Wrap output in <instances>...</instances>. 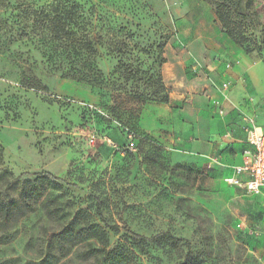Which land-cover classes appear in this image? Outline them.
Listing matches in <instances>:
<instances>
[{
  "label": "rangeland",
  "instance_id": "1",
  "mask_svg": "<svg viewBox=\"0 0 264 264\" xmlns=\"http://www.w3.org/2000/svg\"><path fill=\"white\" fill-rule=\"evenodd\" d=\"M52 1L0 0V197L17 201L0 210V264H127L92 237L100 214L118 225L111 245L158 237L139 264H264L262 200L234 192L222 170H202L174 127L181 110L165 102L167 44L185 0H73L77 35L55 45L68 52V37L87 33L97 52L54 55L68 66L57 71L33 12ZM247 1L227 4L264 65V0ZM74 60L95 61L105 84L63 77ZM23 72L41 88L23 86ZM255 103L264 121V90ZM42 171L65 182L54 188Z\"/></svg>",
  "mask_w": 264,
  "mask_h": 264
},
{
  "label": "crops",
  "instance_id": "2",
  "mask_svg": "<svg viewBox=\"0 0 264 264\" xmlns=\"http://www.w3.org/2000/svg\"><path fill=\"white\" fill-rule=\"evenodd\" d=\"M172 32L164 81L170 90L169 105L181 110L174 127L184 129L181 141L202 170L220 169L225 181L249 148L242 118L253 116L255 96L264 90V65L252 61L223 31L213 6L205 0H185ZM225 82L230 83L228 90L222 87ZM257 125L264 132V121L259 119ZM227 131L231 137H225ZM227 185L234 192L244 191ZM250 197L264 204V188Z\"/></svg>",
  "mask_w": 264,
  "mask_h": 264
},
{
  "label": "trees",
  "instance_id": "3",
  "mask_svg": "<svg viewBox=\"0 0 264 264\" xmlns=\"http://www.w3.org/2000/svg\"><path fill=\"white\" fill-rule=\"evenodd\" d=\"M234 2L233 4L238 6L240 0H218L216 2V7L214 8L217 15V19L222 26V29L231 39L239 46H241L244 51L248 54L249 50H246V43L248 37L244 31L242 24L237 23L231 17V11L227 3ZM253 0H248L247 5H250ZM80 5L73 0H53L50 4L44 5L38 9H34L33 12L37 17V22L40 27L43 28L45 32L44 40L45 44L48 45L46 48V53L48 55L47 66L48 69L52 71L63 70L62 68L66 66L63 61L54 59V55H61L63 53L67 55L80 56L84 53L89 55L95 54L96 48L93 41L90 39L89 35L86 33L84 36L70 39L68 37L65 43V49L68 52H60L58 47L55 45V40L63 35H77L76 27L80 25L78 19V11ZM53 52V53H52ZM58 55V56H59ZM70 63L69 71L63 72V77L76 78L81 81H86L91 83L93 86H103L106 82L103 72L99 69L95 61L89 63L80 64L76 60ZM68 67V66H66ZM21 82L23 86L28 88H41V81L35 76L28 75L23 72ZM169 101V97H165V102ZM129 133L135 135V138L140 136L141 140H151V137L146 134L139 135L133 129L126 127ZM1 155V147H0ZM44 178V180L54 188L62 186L65 182L50 172L42 171L39 172ZM17 205V201L11 195L0 197V210L3 214L8 215L10 209ZM103 225L100 223H91L90 230L93 238L98 240L103 247L105 256L108 258L119 257L123 259L127 264H139L138 252L144 251L148 246V242L155 240L158 237L148 238L144 235L138 233H132V236L125 237V243H122L119 239L114 245L110 244V238L108 234L109 230H114L115 233L119 232L117 229L118 225H110L107 223L106 219L100 214ZM118 244L119 246H117Z\"/></svg>",
  "mask_w": 264,
  "mask_h": 264
},
{
  "label": "built area",
  "instance_id": "4",
  "mask_svg": "<svg viewBox=\"0 0 264 264\" xmlns=\"http://www.w3.org/2000/svg\"><path fill=\"white\" fill-rule=\"evenodd\" d=\"M222 87L228 90L230 83L225 82ZM220 113L224 114V110L221 109ZM242 120L249 148L244 152L242 164L234 167V174L226 177L225 182L243 189L249 196H258L264 188V132L259 129L253 116H243ZM231 136L232 133L227 131L225 137Z\"/></svg>",
  "mask_w": 264,
  "mask_h": 264
}]
</instances>
